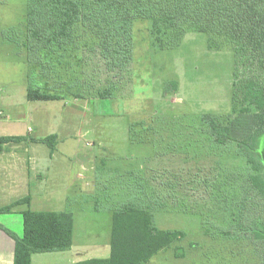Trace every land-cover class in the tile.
I'll return each instance as SVG.
<instances>
[{
	"label": "rangeland",
	"instance_id": "obj_1",
	"mask_svg": "<svg viewBox=\"0 0 264 264\" xmlns=\"http://www.w3.org/2000/svg\"><path fill=\"white\" fill-rule=\"evenodd\" d=\"M27 9L28 0H0V137L32 141L57 134V147L36 144L49 167L45 180L9 195L0 206L30 196V210L67 212L74 220L73 247L35 254L33 263L107 258L112 213L149 170L162 197L149 199L158 205L149 210L156 228L183 237L146 264H264L257 243L244 234L245 217L237 203L249 165L233 145L209 144L208 137L203 145L194 143L198 137L192 131L202 115L222 124L231 119L234 90L248 80H264L257 55L248 46L235 50L192 27L175 48L159 50L149 23L136 21L133 63L122 74L118 69L107 73L98 50L73 49L38 61L24 44ZM170 80L178 82L177 90L164 95ZM111 83L115 94L99 98L97 91ZM29 88L60 99L28 101ZM150 117L173 123L159 124L155 134L139 126L129 130ZM256 218L250 213L246 221L251 225ZM0 222L21 232V217L12 225L4 218ZM47 257L61 259L41 263Z\"/></svg>",
	"mask_w": 264,
	"mask_h": 264
},
{
	"label": "trees",
	"instance_id": "obj_2",
	"mask_svg": "<svg viewBox=\"0 0 264 264\" xmlns=\"http://www.w3.org/2000/svg\"><path fill=\"white\" fill-rule=\"evenodd\" d=\"M26 16L24 44L38 61L44 55L49 54L53 59L59 52L68 51L65 53L68 54L73 49L98 50L107 73L118 69L117 74H122L133 63V24L146 21L153 45L159 50L175 48L186 29L192 27L209 38L215 35L222 42L231 43L235 50L248 46L252 54L257 55V65L264 66V0H28ZM81 86H84L83 81ZM177 87L175 80L165 82L164 95L175 92ZM115 91L117 88L111 83L97 92L99 98H108ZM26 99L46 102L60 97L29 88ZM158 118H143L132 123L129 130L139 126L155 134L161 129L159 124L171 126L173 123L171 119L162 123L152 121ZM200 127H192L198 137L194 143L203 145L208 137L209 144L233 145L235 153L249 165L251 173L244 178L242 198L237 203L245 217L244 234L257 243L264 258V159L261 153L264 150V80H248L234 90L231 119L227 123H219L207 114L201 116ZM56 139V135L32 141L25 137H0V153L6 145L27 141L47 144L53 151ZM156 142L164 143L158 139ZM147 172L149 175V170ZM148 175L138 188L130 190L128 201L112 213L109 256L75 264H146L159 251L183 237L182 232L156 228L151 212L158 205L150 200L159 201L162 197L160 191H156L155 179ZM30 200L27 196L0 207V215L24 207L20 212L21 237L0 225V230L14 241L13 264H31L35 254L65 252L73 245L72 214L32 211ZM257 208L259 210L255 211ZM250 213L257 215L251 225L246 221ZM179 255L176 252V256Z\"/></svg>",
	"mask_w": 264,
	"mask_h": 264
},
{
	"label": "crops",
	"instance_id": "obj_3",
	"mask_svg": "<svg viewBox=\"0 0 264 264\" xmlns=\"http://www.w3.org/2000/svg\"><path fill=\"white\" fill-rule=\"evenodd\" d=\"M54 135H56L58 139V135L57 134ZM36 144L37 143H29L28 146L25 145L23 147H14V146L10 147L12 145H6L3 147L0 153V202L10 198L9 195L19 192V190L22 188L23 190L26 187L29 189L30 184H34L35 182L39 183V181L45 180L44 172L45 170H48L49 167L47 166V163L44 160H42L43 154L41 155ZM56 147L57 144L55 148ZM26 151L29 152L27 153ZM146 175H148V172L146 173ZM31 200H30V204H31ZM21 211H22L21 209H17L15 212L11 214H1L0 218H4L9 224L12 225L18 223L19 217H21V225H22L23 221H22V216L20 214ZM8 216H13V217L12 219H10ZM1 224L2 223L0 222V225ZM22 233H23V226L21 227V232H16V235L21 237ZM13 258H14V241L5 232L0 230V264H13ZM33 258L34 255L31 258V264H34ZM58 259L60 260L61 258L49 257L48 259L43 260V262L41 263H47L52 260H58Z\"/></svg>",
	"mask_w": 264,
	"mask_h": 264
}]
</instances>
